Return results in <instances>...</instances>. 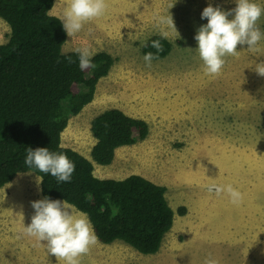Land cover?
<instances>
[{"label":"rangeland","instance_id":"1","mask_svg":"<svg viewBox=\"0 0 264 264\" xmlns=\"http://www.w3.org/2000/svg\"><path fill=\"white\" fill-rule=\"evenodd\" d=\"M58 2L52 14L62 19L68 0ZM106 2V14L74 38L67 35L63 47L69 53L87 45L93 55L106 52L115 63L99 81L94 100L70 119L62 145L91 160V122L99 114L115 108L145 120L148 138L118 149L109 166L94 163V174L116 180L140 175L166 187L170 206L187 213L175 216L155 255L119 241L99 242L80 264H204L209 256L219 264H264V77L255 71L264 63V39L256 53L238 46L239 56L225 57L221 74L213 78L204 72L194 37L208 23L201 19L204 8L211 3L229 11L235 0ZM252 2L264 7V0ZM168 15L178 32L166 38L171 53L148 67L142 47L160 36L157 19ZM258 26L264 32V15ZM9 33L0 19V45ZM211 184H231L243 202L233 205L226 194H210ZM42 199L32 172L0 189V264H59L44 245L23 235L34 215L31 203Z\"/></svg>","mask_w":264,"mask_h":264},{"label":"trees","instance_id":"2","mask_svg":"<svg viewBox=\"0 0 264 264\" xmlns=\"http://www.w3.org/2000/svg\"><path fill=\"white\" fill-rule=\"evenodd\" d=\"M55 2L0 0V19L10 29L7 42L0 45V189L19 174L32 172L40 177L41 196L67 200L85 213L100 243L119 241L142 255H155L175 216L186 215L187 209L175 212L166 187L140 175L116 180L94 174V163L109 166L118 149L148 138L145 120L115 108L99 114L91 122V160L62 145L70 119L94 100L99 81L108 76L115 59L99 52L92 56L95 67L81 71L78 54L63 51L67 34L61 19L52 14ZM155 40L163 48L155 60H161L172 50L161 36L150 38L142 54L156 53L151 47ZM28 147L65 154L75 165L71 182L58 183L50 174L29 169L24 163Z\"/></svg>","mask_w":264,"mask_h":264},{"label":"clouds","instance_id":"3","mask_svg":"<svg viewBox=\"0 0 264 264\" xmlns=\"http://www.w3.org/2000/svg\"><path fill=\"white\" fill-rule=\"evenodd\" d=\"M235 4L236 7L224 11L220 7H213L210 3L201 14V19L207 20L208 23L200 26L194 37L204 72L213 78L221 74L226 63L225 57L239 56L238 46L246 45L247 51L256 53L260 51L258 45L264 39V32L258 26V21L264 15V7L252 0H235ZM107 8L106 0H68L61 19L66 34L74 38L86 24L102 18ZM229 17L233 18L229 19ZM157 27L160 29L161 38H167L170 32L178 33L171 15L159 17ZM151 47L156 49V53L147 52L143 57L148 67H151L153 60L159 58L158 53L163 51L159 40L153 41ZM74 51L78 54L81 71L95 67L92 63L93 52L90 47L83 45ZM68 61L73 62L70 57ZM255 71L259 76L264 77V63L257 64ZM24 163L29 169L35 168L41 173L50 174L58 183L71 182L75 171L74 163L65 154L50 152L48 148L33 150L28 147ZM37 182H40L38 176ZM207 191L216 196L226 194L233 205L243 202V194L231 184H211L207 187ZM31 206L35 210L34 215L30 225L24 227L23 235L34 238L44 245L49 254L56 257L59 264L61 262L80 264V258L99 243L90 219L85 213L77 212L74 205L67 200H52L45 197L33 201ZM204 264H219V262L209 256Z\"/></svg>","mask_w":264,"mask_h":264},{"label":"bare ground","instance_id":"4","mask_svg":"<svg viewBox=\"0 0 264 264\" xmlns=\"http://www.w3.org/2000/svg\"><path fill=\"white\" fill-rule=\"evenodd\" d=\"M128 147H130V146H128Z\"/></svg>","mask_w":264,"mask_h":264}]
</instances>
